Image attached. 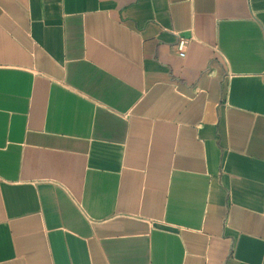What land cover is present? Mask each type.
<instances>
[{
    "label": "crops",
    "instance_id": "1",
    "mask_svg": "<svg viewBox=\"0 0 264 264\" xmlns=\"http://www.w3.org/2000/svg\"><path fill=\"white\" fill-rule=\"evenodd\" d=\"M0 264H264V0H0Z\"/></svg>",
    "mask_w": 264,
    "mask_h": 264
},
{
    "label": "built area",
    "instance_id": "2",
    "mask_svg": "<svg viewBox=\"0 0 264 264\" xmlns=\"http://www.w3.org/2000/svg\"><path fill=\"white\" fill-rule=\"evenodd\" d=\"M188 41V38L178 35L177 47L181 56H185L186 54V46L188 44Z\"/></svg>",
    "mask_w": 264,
    "mask_h": 264
}]
</instances>
